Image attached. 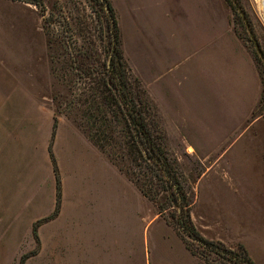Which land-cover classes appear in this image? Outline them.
<instances>
[{
	"label": "crops",
	"instance_id": "1",
	"mask_svg": "<svg viewBox=\"0 0 264 264\" xmlns=\"http://www.w3.org/2000/svg\"><path fill=\"white\" fill-rule=\"evenodd\" d=\"M111 3L171 151L202 166L195 173L181 163L196 228L229 247L243 244L264 264V164L254 160L263 154L249 139L260 120L253 119L261 94L253 59L233 53L216 0ZM55 85L37 5L0 0V247L7 229L27 223L33 230L39 217L54 215L49 246L65 247L61 235L70 234L80 248L54 264H211L152 213L150 199L83 130L56 115L49 104Z\"/></svg>",
	"mask_w": 264,
	"mask_h": 264
},
{
	"label": "rangeland",
	"instance_id": "2",
	"mask_svg": "<svg viewBox=\"0 0 264 264\" xmlns=\"http://www.w3.org/2000/svg\"><path fill=\"white\" fill-rule=\"evenodd\" d=\"M40 2L43 4V8L39 7V5H37L36 3H30L37 5L41 15L43 16V25L45 32L48 39H50L49 56L53 63V71L56 76V85L54 93L50 97L51 99L49 100V104L53 107L57 116L65 117L71 123L83 130L90 138L91 130L95 131V128L92 127L93 123L90 121L91 116H97L99 118L97 122H94L95 127H100L101 130L104 128L102 126V115L104 114V112H99L96 109H91V107L95 108L97 106L96 103L99 101L98 95L102 91V87L98 86L96 73L101 71L100 63L103 60L104 54L100 53L101 49H99L98 53L89 51L87 54V51L83 48H81L82 50L77 49L75 51L67 47L68 43H71V47L75 44L74 41L77 40V33H87L86 30L84 32L82 31V27L84 24H78V30L73 31V29L69 25V15L78 17L84 22H90V5L85 0H40ZM219 3H221V7L219 6ZM216 7L221 11L223 15L225 27L224 32H226V34H229L227 37L230 39V42L233 41L234 45L235 43L237 44V47L233 50V53H236L235 51L239 49V51L247 53V55L253 59L258 77L261 82L260 99L253 114V119L259 117L260 120H258L256 128L250 130L253 131V135L250 137V132L249 139L253 137L252 140L254 142H252L255 143V147H257L256 149L259 152L262 151L263 157L261 156L260 158H254V160L260 162L263 165L264 0H262V5L261 0H216ZM114 9L116 11L118 20L121 49L128 65V77L134 93L137 94L139 88L144 87V85L141 79L135 74L132 66L128 62L127 55L123 47L124 39L119 24V14L115 7ZM216 17L218 18V31L220 28V15L217 14ZM78 18L77 20L80 21ZM45 19H48L47 24L45 23ZM91 32L94 33L95 38H98V35H101L99 23L96 27V30L93 29ZM79 44H81L80 41ZM256 44L260 49V53L257 51ZM84 53L87 54L86 57L84 56ZM88 71L90 72V75L92 74L91 82L90 80H86V73ZM99 74H101V72H99ZM95 93L97 94L96 98H94ZM138 96L140 100L144 97L142 93H139ZM93 104H95V107H93ZM100 108L101 110L105 109L102 105L100 106ZM156 110L158 112L157 107ZM249 122H251V120H249ZM120 128L121 126H117L116 131L114 132L115 138L108 145V150H101L110 160L112 159L109 156L110 152L112 153V155L114 154V157H117V159L119 160V164L117 163L115 165L119 167L121 174H123L125 178L127 177L135 184L137 183L131 178V173L128 172L132 170L136 171L137 177L141 176V180L146 179L145 183L148 185V187H150L151 184L153 185V191H157L158 194L155 200L150 199L152 213L157 215L161 214L169 222V224L173 225L171 221L173 222L174 219L171 215H173V211L175 209L170 206L168 193L165 190H161L157 178L151 176V170L147 169L146 167H140V164L145 165L140 160L137 161L138 165L134 164L133 166H128L129 161L122 158L123 151L118 148L119 144L115 145V139L118 140L121 136V134L119 133V131L121 130ZM113 145L115 146L113 147ZM167 148L169 150L168 155L174 160H177L176 163L179 164L177 165L179 172L182 175V182L189 192L181 163L191 166L193 172L195 173H200L202 171V166L200 162L190 154L171 151L168 139ZM144 171H147V174L142 176L144 174ZM59 207L58 211L60 209ZM160 208H163L164 211L161 212ZM58 211L56 213H58ZM52 216L54 215L39 217L40 219L35 221L33 224V230L31 229L30 225L28 226L27 223H23L22 229L18 232L8 231L9 229H7L5 232H2L6 236V238L1 239L2 242L0 252H3L4 255H6L5 257H7L6 259L8 261L7 263H2L0 261V264H54V258H56L55 256H65L68 255L70 251H72V253H76L80 248L79 246H77L78 243L75 246L71 245L76 240L72 238V235L70 234L69 236L61 235L60 243L63 245V241H66L65 247L49 246L47 242L49 237V233L47 232V224ZM35 227L37 236H35L34 234ZM177 231L181 235L178 229ZM5 244H7L8 247H4Z\"/></svg>",
	"mask_w": 264,
	"mask_h": 264
},
{
	"label": "trees",
	"instance_id": "3",
	"mask_svg": "<svg viewBox=\"0 0 264 264\" xmlns=\"http://www.w3.org/2000/svg\"><path fill=\"white\" fill-rule=\"evenodd\" d=\"M26 1L36 3L43 8L40 0ZM85 1L88 2L91 8L89 14L91 21L84 22L73 15H69L68 18L73 31L78 30V24H84L82 31L86 30L87 33H77L75 44L71 47V43H68L67 47L75 51L83 48L87 51V54L89 51L98 53L101 49L100 53L104 54L100 63L101 71L99 72L101 74L96 73L97 83L98 86L102 87V91L98 95L97 106L95 107V104H93L95 108L91 107V109L104 112L102 115V126L104 128L102 131L100 127H95L94 122H97L99 118L91 116L90 121L93 123L92 127L95 128V131L91 130L90 138L100 149L107 151L108 145L115 138L114 132L117 126H121L119 131L121 136L118 140L115 139V145L119 144L118 148L123 151L122 158L129 161L128 166L138 165L137 161L140 160L145 164H140V167L151 170V176L157 178L160 189L168 193L170 206L175 209L173 215H171L174 221H171V223L179 230L187 247L194 254L211 264H257L243 244H239L234 248L229 247L222 241L205 238L196 228L191 216L192 200L182 182V175L178 169L179 164L176 163L177 160L168 155L167 135L161 125L156 107L145 87H140L137 94H135L131 86L127 73L128 65L121 49L116 11L110 0ZM45 23H48V19H45ZM98 23L101 35L95 38L94 33L91 31L96 30ZM48 41L50 43V39ZM79 41L81 44H79ZM87 54L84 53V56L86 57ZM86 74V80L91 82L92 74L90 75L89 71ZM139 93L144 96L141 100L138 96ZM94 96L96 98L97 94L95 93ZM101 105L105 108L104 110H101ZM109 156L114 164H119V160L114 157V154L112 155L110 152ZM52 159L55 163L57 177L56 214L61 198V186L53 154ZM128 172L131 173V178L137 182L136 184L140 190L149 199L155 200L157 198L158 192L153 191L152 184L148 187L145 183L146 179L141 180V176L137 177L136 171L131 170ZM146 174L147 171H144L142 176ZM160 211L163 212L164 209L160 208ZM34 234L37 236L36 227L34 228Z\"/></svg>",
	"mask_w": 264,
	"mask_h": 264
},
{
	"label": "water",
	"instance_id": "4",
	"mask_svg": "<svg viewBox=\"0 0 264 264\" xmlns=\"http://www.w3.org/2000/svg\"><path fill=\"white\" fill-rule=\"evenodd\" d=\"M256 48H257V51L260 53V49H259V47L257 46V44H256Z\"/></svg>",
	"mask_w": 264,
	"mask_h": 264
},
{
	"label": "bare ground",
	"instance_id": "5",
	"mask_svg": "<svg viewBox=\"0 0 264 264\" xmlns=\"http://www.w3.org/2000/svg\"><path fill=\"white\" fill-rule=\"evenodd\" d=\"M261 5H262V0H261Z\"/></svg>",
	"mask_w": 264,
	"mask_h": 264
}]
</instances>
